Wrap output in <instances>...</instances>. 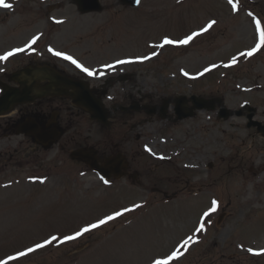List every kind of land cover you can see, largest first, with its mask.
Instances as JSON below:
<instances>
[{
    "label": "rangeland",
    "instance_id": "374dc122",
    "mask_svg": "<svg viewBox=\"0 0 264 264\" xmlns=\"http://www.w3.org/2000/svg\"><path fill=\"white\" fill-rule=\"evenodd\" d=\"M7 2L11 8L0 7V55L34 35L40 39L32 50L0 61V79H6L3 71L30 62L57 64L89 82L108 117L106 123L92 119L61 98L54 108H61L64 132L56 145L44 150L24 135L0 139V150L9 149L0 156V258L128 208L76 240L55 241L11 264H152L188 236L193 241L172 264H264V135L247 126L246 116L219 118L218 103L174 121L178 97L197 95L233 110L249 103L264 124V49L222 66L254 46L248 13L264 21V0H238V12L228 0H142L139 7L101 0L102 11L88 13L75 0ZM210 20L217 23L187 46L152 47L165 36L182 39ZM49 46L104 74L87 76L49 53ZM145 56L151 58L138 59ZM118 59L133 62L102 69ZM213 64L218 66L199 75ZM25 114L17 108L0 117V125ZM79 146L94 147L100 159L123 154L128 173L104 183L86 163L70 159ZM213 200L216 211L204 217ZM201 222L204 230L196 232Z\"/></svg>",
    "mask_w": 264,
    "mask_h": 264
},
{
    "label": "water",
    "instance_id": "95a60500",
    "mask_svg": "<svg viewBox=\"0 0 264 264\" xmlns=\"http://www.w3.org/2000/svg\"><path fill=\"white\" fill-rule=\"evenodd\" d=\"M121 1L132 5L137 4L136 0ZM77 2L81 12L100 11L103 8L99 3V0H77ZM24 73L26 74V77L24 78L20 76L22 75V72H16L11 76V78L18 80V82L21 83V88L11 87L8 84H3L0 82V85H3L4 87V94L2 97H0V115L9 112L17 104L31 102L35 98H41L48 95H65L70 96L75 104L87 109L92 114L93 119H98L106 123L108 113L104 110L100 98H95L92 95L86 83L65 77L53 68L47 66L29 67L24 69ZM42 79H48L50 83L45 87L38 89L37 83ZM70 88L73 89L72 92H69ZM33 89L37 90L35 94L33 93ZM192 100L194 102V107L188 110L185 105L187 98L181 97L178 99L176 109L178 114L177 119L192 116L194 114V109L215 108V100L207 101L195 96L192 97ZM219 103L221 105L223 104L222 101H219ZM166 106L167 104L161 108L163 115H165ZM132 108L137 110L140 109L137 106H133ZM248 109L251 111V113L248 114V118L250 119L249 126H257L258 131L264 135V125L253 120L255 109ZM234 114L242 115L243 110L233 112L222 107L220 117L223 116L228 118ZM18 133L34 135L35 141L41 143L46 148L50 147L60 138V133L57 129H41L39 128L38 123L32 118H29L27 121L21 124ZM71 156L78 160L89 163L91 166L100 170L108 177H110L112 174L121 176L124 174L122 169L126 168L124 165L126 160L121 154L107 158L101 164L97 157V151L93 148H82L75 150L71 153Z\"/></svg>",
    "mask_w": 264,
    "mask_h": 264
},
{
    "label": "snow or ice",
    "instance_id": "6c2138e0",
    "mask_svg": "<svg viewBox=\"0 0 264 264\" xmlns=\"http://www.w3.org/2000/svg\"><path fill=\"white\" fill-rule=\"evenodd\" d=\"M137 4H139L140 0H136ZM229 5H231L232 10L234 12H238V0H228ZM0 7L4 8H11L12 5L7 2V0H0ZM248 15L252 19V23L254 25V33L256 36V41L253 47L248 49L247 51H241L237 55H233L228 63L223 64V67H232L235 66L241 57L250 58L254 54H256L258 51L264 49V21H262L259 18H256L251 12L248 13ZM57 23H62V21H57ZM217 23L216 20H210L204 27L199 29L198 31H194L191 34L185 35L182 39H172L167 36L163 38L162 43L152 45L153 48H164L166 45H189L196 37L203 35L204 33L208 32L215 24ZM40 39V35H34L23 47H16L9 51H5L2 55H0V61H7L10 57H13L19 53L25 52L26 50H32L33 45L37 43V41ZM49 53H51L53 56L61 58L63 60H66L70 62L72 65H74L77 69H79L81 72L86 74L89 77H94L99 75H103V72H100L98 69L85 66L82 62H80L77 58L74 56L63 52L59 50L53 49L51 46L48 48ZM158 53L153 51L152 56H156ZM151 57L145 56L138 58L139 60H145L150 59ZM132 60H121L118 59L115 61V65H121L126 63H132ZM114 64H106L103 65L104 68L112 69L115 67ZM218 65L213 64L211 67H205L202 72L199 73V75H203L204 73L209 72L212 68H216ZM184 75H188L187 72H184ZM195 78V77H194ZM149 151H151L149 149ZM104 183H108L107 180L104 181ZM136 208L141 207V205H135ZM218 207V202L216 200H213L211 202V208L209 211H206L203 216L208 217L212 212H215ZM130 211V209L125 208L122 211L116 210L113 211L111 214L104 216L103 218L97 219L95 222L87 223L84 226L80 227L78 230H76L71 235H64L62 238L52 235L48 237L47 239H44L42 242H36L32 246L26 247L24 250H18L15 252V254H9L5 258H0V264H11L13 261H18L21 258L27 257L29 254L36 252L37 250L43 249L47 247L48 245L52 244L55 241H59L60 243H66L72 240H76L80 237H82L85 233H89L93 231L94 229H97L108 222L122 216L125 212ZM204 230V223L201 222L195 229L196 232H202ZM193 241L192 236H188L186 239L182 240L174 249L170 250L168 253L163 254L162 256L156 257L152 260V264H172V261L177 260L183 252L181 249H186L189 242ZM249 252H253V249H248ZM264 252V250H261ZM254 254H260L259 252Z\"/></svg>",
    "mask_w": 264,
    "mask_h": 264
},
{
    "label": "flooded vegetation",
    "instance_id": "af4514ba",
    "mask_svg": "<svg viewBox=\"0 0 264 264\" xmlns=\"http://www.w3.org/2000/svg\"><path fill=\"white\" fill-rule=\"evenodd\" d=\"M49 65L58 68V70L64 74L66 73L64 70L60 69L58 67V65H56V64H49ZM23 67L24 66H21L18 69H21ZM8 78H9V75L7 76V79ZM48 83H49L48 80L39 81L37 83V88L41 89L45 85H47ZM12 84L17 85L16 83H12ZM33 91H34V94H35V92H37L36 89H33ZM61 98L62 97L47 96V97H44L41 99H36V101L34 103L26 104L24 106H20L18 108V111L19 110L20 111L26 110L27 114H25V115L32 116L35 120L38 121L40 127L50 128L51 126L49 127V123L51 122V120L54 116L53 112L57 110L58 114H60V111H61V108H59V107L54 108L55 101L57 99H61ZM58 114L56 116L57 118H59ZM16 127H17L16 122H14L13 124L7 123V126L6 125H0V134L4 133L6 135V134L13 133L14 131H16Z\"/></svg>",
    "mask_w": 264,
    "mask_h": 264
},
{
    "label": "bare ground",
    "instance_id": "6f19581e",
    "mask_svg": "<svg viewBox=\"0 0 264 264\" xmlns=\"http://www.w3.org/2000/svg\"><path fill=\"white\" fill-rule=\"evenodd\" d=\"M139 139H141L142 137V134H140L139 136ZM150 146H151V149L155 151V153L158 152V146H157V141L156 140H153L150 142ZM190 166L191 167H195L197 169H202V165L199 164L198 162L196 161H190Z\"/></svg>",
    "mask_w": 264,
    "mask_h": 264
}]
</instances>
